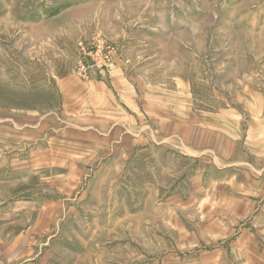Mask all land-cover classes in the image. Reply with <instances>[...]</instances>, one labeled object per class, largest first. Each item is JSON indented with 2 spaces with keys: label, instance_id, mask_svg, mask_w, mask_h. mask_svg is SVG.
I'll return each mask as SVG.
<instances>
[{
  "label": "rangeland",
  "instance_id": "obj_1",
  "mask_svg": "<svg viewBox=\"0 0 264 264\" xmlns=\"http://www.w3.org/2000/svg\"><path fill=\"white\" fill-rule=\"evenodd\" d=\"M0 264H264V0H0Z\"/></svg>",
  "mask_w": 264,
  "mask_h": 264
},
{
  "label": "crops",
  "instance_id": "obj_2",
  "mask_svg": "<svg viewBox=\"0 0 264 264\" xmlns=\"http://www.w3.org/2000/svg\"><path fill=\"white\" fill-rule=\"evenodd\" d=\"M116 147V144L114 145ZM114 148V147H113Z\"/></svg>",
  "mask_w": 264,
  "mask_h": 264
}]
</instances>
